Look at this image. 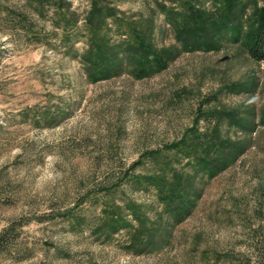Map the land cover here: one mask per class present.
I'll return each instance as SVG.
<instances>
[{
	"label": "rangeland",
	"instance_id": "obj_1",
	"mask_svg": "<svg viewBox=\"0 0 264 264\" xmlns=\"http://www.w3.org/2000/svg\"><path fill=\"white\" fill-rule=\"evenodd\" d=\"M226 1L0 0V264H264V0Z\"/></svg>",
	"mask_w": 264,
	"mask_h": 264
},
{
	"label": "trees",
	"instance_id": "obj_2",
	"mask_svg": "<svg viewBox=\"0 0 264 264\" xmlns=\"http://www.w3.org/2000/svg\"><path fill=\"white\" fill-rule=\"evenodd\" d=\"M226 2L228 3L227 9L235 7L236 2L231 1V0H228ZM259 12H258L259 21H258L257 27L250 29L248 32V37L246 39V43H247L246 49L252 58H254L256 60H264V9H262V11L260 13ZM194 17H195L196 29L198 31H202L205 28V22L207 21V17H204L200 13L195 14ZM221 23H223V20L221 21ZM196 34L201 35V34H203V32H198ZM139 40L141 43L138 42V44H139L138 48L140 50L146 49L147 43L144 44L146 42V40H145V42H144V39H142V38H139ZM149 44H151V43H149ZM151 51H152V48L147 49V53H150ZM158 62L160 63V60H158ZM152 63H153V61H150L149 57L143 58L142 61H140L139 63H137L135 60L133 62H131V64L134 67H137L138 69H139V67H143V69H140L141 71L136 74L137 75L136 77L142 78L144 76H148L150 74L148 72L149 71L148 66ZM145 64H146V66H145ZM5 231H7V229Z\"/></svg>",
	"mask_w": 264,
	"mask_h": 264
}]
</instances>
